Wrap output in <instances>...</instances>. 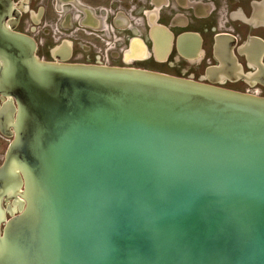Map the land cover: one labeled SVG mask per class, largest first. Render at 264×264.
Masks as SVG:
<instances>
[{
  "label": "water",
  "instance_id": "obj_1",
  "mask_svg": "<svg viewBox=\"0 0 264 264\" xmlns=\"http://www.w3.org/2000/svg\"><path fill=\"white\" fill-rule=\"evenodd\" d=\"M13 12L0 0V264H264V96L43 62Z\"/></svg>",
  "mask_w": 264,
  "mask_h": 264
},
{
  "label": "flooded vegetation",
  "instance_id": "obj_2",
  "mask_svg": "<svg viewBox=\"0 0 264 264\" xmlns=\"http://www.w3.org/2000/svg\"><path fill=\"white\" fill-rule=\"evenodd\" d=\"M257 1L256 11L250 0L229 1L227 14L231 15L226 24L234 28V33L229 32L237 38V47L232 53L226 45L223 50L216 51L213 43L217 34H208V38L211 36L210 51H205L200 61L180 54L182 27L175 25V22L172 24L173 17L169 21L165 19L168 9L172 12L178 9L171 1L158 5L157 0H13L14 12L6 24L16 33L36 42V55L43 62L166 73L236 92L264 96V46L256 45L249 38L258 37L264 42V0ZM157 7L160 8L158 14ZM247 8L250 12H247ZM237 9L243 12L236 14ZM218 13L216 6L210 14L212 24L208 29L216 25ZM153 16L157 17L156 24H168L174 34L170 56L165 62L155 61L152 52ZM196 24L195 21L194 25L189 24L186 29ZM136 42L142 43V52L136 53ZM182 52L194 54L188 49H182ZM184 61H194L196 66L185 69L181 66ZM221 64L224 66L220 67ZM244 76H249L251 80ZM5 102L0 95V150L3 151L0 152V167L14 138L10 135L14 130L9 117L3 113ZM3 206H8L5 200ZM10 216L7 212V219ZM3 228L4 225L1 230Z\"/></svg>",
  "mask_w": 264,
  "mask_h": 264
},
{
  "label": "crops",
  "instance_id": "obj_3",
  "mask_svg": "<svg viewBox=\"0 0 264 264\" xmlns=\"http://www.w3.org/2000/svg\"><path fill=\"white\" fill-rule=\"evenodd\" d=\"M249 1V0H247ZM252 1V6L254 4V11H256V8L258 6L257 3H259V1L257 0H250ZM173 4L175 7L177 8H182L185 10H190L192 11L193 14L196 15V26L192 27V28H187L185 30H182V34H181V38H180V43L184 44V46H181V44L179 43V51L180 54L183 55L184 57L188 58V59H192V60H197L201 59L202 56H204L205 53V47H203V43H204V38L206 40V43H210L211 45V41L210 38L211 36L208 38V34L210 35L211 33L213 34H221V33H234V28L231 27L230 29H224L226 26L222 21L216 22L215 26H214V30L213 29H208L211 27L212 21L210 18V14L214 11V9L216 8V6H214L213 2L210 1H204V0H189L187 2H185V4L183 5V2L180 4L179 2L177 3L176 1H173ZM181 7H180V6ZM210 6V7H209ZM221 7V6H220ZM203 10L204 16L203 17H198L201 16L200 14L203 13H199L200 10ZM264 8V5H263ZM198 15V16H197ZM194 21V22H195ZM201 21V22H200ZM193 20L190 21L189 24L194 25ZM200 22V23H199ZM173 24V22H172ZM189 24L187 23V25H183V24H177L175 23V25L180 26L182 28H185L187 26H189ZM156 25V22L154 25H152V30H151V36L154 40V45H153V49L152 52L155 56V61L158 62H165L167 61V59L170 56V52H171V48H172V39H173V32L171 30V28L167 25H161V26H157L156 28H154L153 26ZM227 25V24H226ZM216 28V29H215ZM160 31L162 33L163 36H161V34L156 35V31ZM230 31V32H229ZM216 35V36H217ZM161 36V37H159ZM184 39V40H182ZM182 40V41H181ZM205 45V44H204ZM215 45V42L213 43V47ZM136 47V53L137 52H142L143 48H142V43L139 42L135 44ZM182 49L185 51L186 49L190 50V51H194V54H183ZM209 47V46H207ZM166 74V73H165ZM169 75V74H168Z\"/></svg>",
  "mask_w": 264,
  "mask_h": 264
},
{
  "label": "rangeland",
  "instance_id": "obj_4",
  "mask_svg": "<svg viewBox=\"0 0 264 264\" xmlns=\"http://www.w3.org/2000/svg\"><path fill=\"white\" fill-rule=\"evenodd\" d=\"M158 2V5H160V4H162V5H165L166 3L168 4L169 3V1H171L172 3H173V1H176L177 3L179 2L180 4L183 2V5L185 4V2H187V1H189V0H157ZM204 1H210V2H212L213 1V3H214V6H217V8H218V11H219V13H218V15L216 16V22H218L219 23V21H222L224 24H225V28L224 29H230L231 28V26L230 25H226V21L227 20H229L230 19V13H228L227 14V7H228V5L230 4L229 3V1L230 0H204ZM180 6V5H179ZM221 6V7H220ZM181 7V6H180ZM210 7V6H209ZM203 8H202V10H200L199 11V13H203ZM239 12H243V10L241 11L240 9H237V10H235V13L236 14H238ZM246 12V11H245ZM247 12H250V9L249 8H247ZM170 13H172V16L170 15ZM175 13H177V14H175ZM201 16H198L199 18L200 17H203L204 16V13L203 14H200ZM203 15V16H202ZM210 16V15H209ZM171 17H173V19H175V20H173L172 19V21H173V24H174V22L175 23H177V24H183V25H187V23L189 24L190 23V21L191 20H196V15L195 14H193L192 13V11H190V10H185V9H183V11H182V8L180 9V8H178L177 10H176V12H172V10L171 9H168L167 10V13H166V17H165V19L167 20V21H169L170 20V18ZM153 20H154V22H153ZM155 20H157V17H155V16H153V18H152V25H154L155 24ZM201 22V21H200ZM199 22V23H200ZM158 24H160L159 22H158ZM162 25H164V22H162L161 23ZM158 26V25H157ZM154 28H156V25L155 26H153ZM186 29V27L185 28H182V30H185ZM216 29V28H215ZM156 35H158V34H161V36H163L162 35V33L160 32V31H156V33H155ZM161 36H159V37H161ZM207 46H210V43H206V46H205V51H207V52H209L210 51V49H208L209 47H207ZM194 64H196L194 61H190V62H186V61H184V63L182 62L181 63V66H183V68H193V67H195L196 65H194ZM191 73H193V72H191ZM189 74V73H188ZM229 89V88H228ZM251 94H256V93H251ZM258 95V94H257ZM0 152L1 153H3V151H2V149L0 150Z\"/></svg>",
  "mask_w": 264,
  "mask_h": 264
},
{
  "label": "bare ground",
  "instance_id": "obj_5",
  "mask_svg": "<svg viewBox=\"0 0 264 264\" xmlns=\"http://www.w3.org/2000/svg\"><path fill=\"white\" fill-rule=\"evenodd\" d=\"M159 10H160V8L157 7V10H156V13H157V14L160 13ZM156 25H158V24H156ZM158 26H160V25H158ZM156 27H157V26H156ZM181 50H182V47H181Z\"/></svg>",
  "mask_w": 264,
  "mask_h": 264
}]
</instances>
